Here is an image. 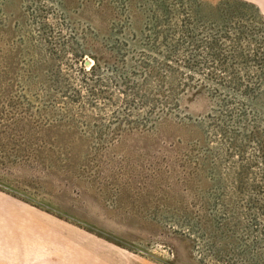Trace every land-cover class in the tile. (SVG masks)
Wrapping results in <instances>:
<instances>
[{
	"label": "rangeland",
	"instance_id": "rangeland-1",
	"mask_svg": "<svg viewBox=\"0 0 264 264\" xmlns=\"http://www.w3.org/2000/svg\"><path fill=\"white\" fill-rule=\"evenodd\" d=\"M164 1L0 0V264H264V17Z\"/></svg>",
	"mask_w": 264,
	"mask_h": 264
},
{
	"label": "trees",
	"instance_id": "trees-1",
	"mask_svg": "<svg viewBox=\"0 0 264 264\" xmlns=\"http://www.w3.org/2000/svg\"><path fill=\"white\" fill-rule=\"evenodd\" d=\"M171 1H173V0H165L164 1V3H161V9L162 10H165L166 9V6H167V2H171ZM238 2H241V1H239V0H237ZM198 2H203V1H201V0H188V4H190V5H195V6H197L198 5ZM180 3V2H179ZM245 6H247V7H253L252 5H249L248 3H243ZM189 5V6H190Z\"/></svg>",
	"mask_w": 264,
	"mask_h": 264
},
{
	"label": "crops",
	"instance_id": "crops-1",
	"mask_svg": "<svg viewBox=\"0 0 264 264\" xmlns=\"http://www.w3.org/2000/svg\"><path fill=\"white\" fill-rule=\"evenodd\" d=\"M245 1L254 4L264 17V0H245Z\"/></svg>",
	"mask_w": 264,
	"mask_h": 264
}]
</instances>
